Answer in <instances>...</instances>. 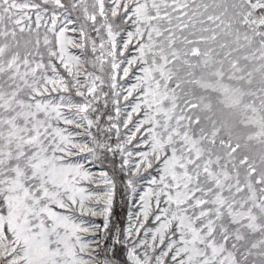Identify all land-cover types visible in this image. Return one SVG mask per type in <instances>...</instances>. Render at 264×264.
Listing matches in <instances>:
<instances>
[{
  "label": "snow or ice",
  "instance_id": "1",
  "mask_svg": "<svg viewBox=\"0 0 264 264\" xmlns=\"http://www.w3.org/2000/svg\"><path fill=\"white\" fill-rule=\"evenodd\" d=\"M0 264H264V0H0Z\"/></svg>",
  "mask_w": 264,
  "mask_h": 264
},
{
  "label": "rangeland",
  "instance_id": "2",
  "mask_svg": "<svg viewBox=\"0 0 264 264\" xmlns=\"http://www.w3.org/2000/svg\"><path fill=\"white\" fill-rule=\"evenodd\" d=\"M118 159L117 158V167H118ZM100 169L97 168L95 171H99ZM105 170L109 171L110 175H113V172L111 170V165L108 164L105 167ZM116 194L114 198L113 203V221L117 223V225L126 224L127 222V212L134 210V208L131 205V197H127L124 192L123 188V181L120 179V174L116 175ZM96 223H102V218H93Z\"/></svg>",
  "mask_w": 264,
  "mask_h": 264
}]
</instances>
